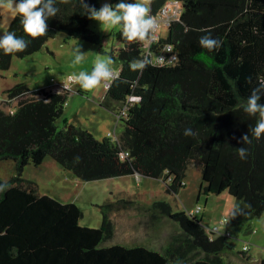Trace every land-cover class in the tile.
Instances as JSON below:
<instances>
[{"label": "trees", "instance_id": "obj_1", "mask_svg": "<svg viewBox=\"0 0 264 264\" xmlns=\"http://www.w3.org/2000/svg\"><path fill=\"white\" fill-rule=\"evenodd\" d=\"M98 1L85 3L98 9ZM168 1L150 0V15ZM183 1L185 13L160 42L178 50L175 66L148 64L142 73L131 71L129 62L144 58L147 38L129 42L122 30L115 34L122 47L110 56L121 66L102 105L117 115L127 107L118 139L110 135L98 140L67 123L59 130L66 89L32 90L19 83L6 91L0 108V160H14L16 175L0 178V264H229L228 236L209 234L201 219L175 213L167 201H156L147 210L155 219L169 217L181 225V232L172 235L162 251L145 245L104 246L114 235L110 212L133 207L131 199L119 200L124 201L121 205L105 203L101 227L82 226L79 205L40 194L38 184L23 177L27 165L39 166L51 157L84 181L137 174L162 179L167 193L178 194L195 164L202 169L200 193L228 190L237 200L236 219L264 213V134L259 139L251 136L249 126L256 118L242 107L257 78L264 76V0ZM56 6L60 12L47 21L42 36L25 35L20 18L10 26L8 31L30 43L18 53L0 50L1 70L11 67L14 56L39 51L58 32L67 39L101 43L80 0H56ZM209 33L222 41L218 50L200 46L199 38ZM130 96L136 100L129 101ZM188 128L191 136L184 135ZM244 134L251 143L238 142ZM240 147L247 149L243 159ZM123 152L129 155L122 158ZM247 251L245 245L243 254Z\"/></svg>", "mask_w": 264, "mask_h": 264}, {"label": "rangeland", "instance_id": "obj_2", "mask_svg": "<svg viewBox=\"0 0 264 264\" xmlns=\"http://www.w3.org/2000/svg\"><path fill=\"white\" fill-rule=\"evenodd\" d=\"M104 2L116 4L119 0H99L98 9ZM141 2L150 10V0ZM18 19L11 6L0 9V36ZM89 27L99 35L100 44L85 39H67L64 33L58 32L39 51L26 57L14 56L8 70L0 69V108L7 99L6 91L16 84L26 83L32 90L51 87L58 91L65 89L63 84H67L68 99L62 116L57 120L58 129H64L67 123L90 131L98 140L110 135L118 138L125 126L115 112L102 105L107 92L105 82L85 91L78 84L67 80L68 76L81 71L90 73L98 58L111 59L110 53H117L122 47L115 35L122 30V25L101 27L99 22L90 20ZM168 32L166 26L160 29L163 38L167 37ZM77 48L85 53V58L81 63L74 64V51ZM112 62L110 67L113 72H117L121 63L119 60ZM13 175H16V162L12 159L0 160V178L6 181ZM23 177L36 182L40 194L79 205L83 212L80 220L82 226L101 227L105 203L117 202L115 204L121 205L124 201L119 200L131 199L133 207L110 212L115 227L114 235L104 242V246L145 245L162 251L170 237L181 232V225L169 217L155 219L154 213L147 210L156 201H167L175 213L195 212L194 215L201 219L209 234L218 229L217 235L228 236L231 248L226 251L227 263L264 264V213L261 216L248 214L236 219L237 200L228 190L219 194L200 193L202 169L195 164L188 170L186 187L178 194L167 193L162 179L137 174L84 181L62 168L51 157L39 166L27 165ZM198 207L201 210L196 212ZM245 245L248 251L243 254Z\"/></svg>", "mask_w": 264, "mask_h": 264}, {"label": "clouds", "instance_id": "obj_3", "mask_svg": "<svg viewBox=\"0 0 264 264\" xmlns=\"http://www.w3.org/2000/svg\"><path fill=\"white\" fill-rule=\"evenodd\" d=\"M62 3H68V0H61ZM6 5L12 7L13 12L20 18V24L23 27L25 35L36 38L44 35L47 32V21L57 17L60 8L56 6V0H0V9ZM80 7L84 10V15L89 19L104 25H122V37L129 41H144L146 38H152V34L157 28L156 19L150 15L149 8L141 2H127V0H119L116 4L108 2L102 3L97 9L95 6H90L85 3V0H80ZM30 41L23 37H17L15 32L5 31L0 36V50L4 54H13L24 51ZM199 44L202 48L208 51L218 50L222 46V41L219 38H213L211 34L202 35L199 38ZM74 64L81 63L85 58V53L77 48L74 51ZM112 60L97 59L93 70L88 73L81 71L79 74H73L67 77V80L73 84H78L85 91L96 88L101 82H107L114 78L115 73L110 65ZM151 61L145 57L141 59L134 58L129 62V68L133 72H143ZM257 86L251 89L250 95L247 97L245 104L242 106L244 113L250 117H255L254 125L249 126L251 136L256 139L261 138L264 134V76L257 78ZM248 83H252V78L248 77ZM67 88V84H63ZM60 93H58L59 95ZM192 130L185 129L184 135L191 136ZM249 134H244L239 143H251ZM239 156L243 159L246 157L247 149L245 147L237 148Z\"/></svg>", "mask_w": 264, "mask_h": 264}, {"label": "built area", "instance_id": "obj_4", "mask_svg": "<svg viewBox=\"0 0 264 264\" xmlns=\"http://www.w3.org/2000/svg\"><path fill=\"white\" fill-rule=\"evenodd\" d=\"M186 11L185 2L183 0H170L166 2L156 15L153 17L157 21V28L155 32L152 34V38H147L146 43L144 44V58L147 57L152 65L159 66H175L179 61V52L178 50L169 43H165L163 45L160 44L161 39L163 38L160 29L162 26L169 27L172 25L174 21H178L181 19L183 13ZM152 16V15H151ZM115 76L112 80L105 82V86L107 89L112 85L113 80L118 76V71L114 72ZM136 98L134 96H130L129 101H134ZM127 111V107L125 105L124 109L117 115L118 120L120 121V117L125 116ZM118 139V138H116ZM129 155V152H123L121 154L122 158H125ZM201 207H198L196 212H199ZM195 212L191 211L190 214H194ZM212 232H218V229H214ZM247 249V247H245Z\"/></svg>", "mask_w": 264, "mask_h": 264}, {"label": "crops", "instance_id": "obj_5", "mask_svg": "<svg viewBox=\"0 0 264 264\" xmlns=\"http://www.w3.org/2000/svg\"><path fill=\"white\" fill-rule=\"evenodd\" d=\"M18 21H19V19L16 20V23H17ZM49 88H51V87H49ZM45 161H46V159L44 160V162H45ZM44 162H43V163H44ZM43 163H42V164H43ZM40 165H41V164H40ZM59 165H60V164H59ZM62 168H63V167H62ZM227 255H228V254H227Z\"/></svg>", "mask_w": 264, "mask_h": 264}, {"label": "bare ground", "instance_id": "obj_6", "mask_svg": "<svg viewBox=\"0 0 264 264\" xmlns=\"http://www.w3.org/2000/svg\"><path fill=\"white\" fill-rule=\"evenodd\" d=\"M116 71V70H115ZM119 73V72H118Z\"/></svg>", "mask_w": 264, "mask_h": 264}]
</instances>
